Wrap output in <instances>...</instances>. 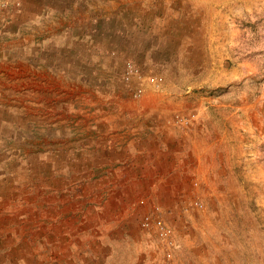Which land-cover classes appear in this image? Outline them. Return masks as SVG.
I'll list each match as a JSON object with an SVG mask.
<instances>
[{"label": "rangeland", "instance_id": "obj_1", "mask_svg": "<svg viewBox=\"0 0 264 264\" xmlns=\"http://www.w3.org/2000/svg\"><path fill=\"white\" fill-rule=\"evenodd\" d=\"M143 1L122 41L127 51L111 53L100 67L72 69L60 53L68 41L62 22L47 20L45 0H0V189L14 178L23 188L53 187L57 204L62 194L70 200L73 217L78 208L115 206L103 194L118 181L100 179L110 165L93 164L92 147L77 140L93 131L87 125L106 121V110H128L116 121L177 131L201 177L173 213L156 206L175 230L172 257L139 216L126 238L119 230L117 245L93 243L106 254L93 261L87 253L84 262L264 264V0ZM40 10L45 15L31 18ZM35 60L51 63L53 75L36 70ZM128 62L134 74L127 80ZM29 89L39 92L36 100ZM27 255L5 260L11 253H0V264H79Z\"/></svg>", "mask_w": 264, "mask_h": 264}, {"label": "crops", "instance_id": "obj_2", "mask_svg": "<svg viewBox=\"0 0 264 264\" xmlns=\"http://www.w3.org/2000/svg\"><path fill=\"white\" fill-rule=\"evenodd\" d=\"M45 1L47 20L52 24H56L57 20L62 22L60 35L64 39L67 37L68 41L61 47L60 53L65 61L68 60L72 69L88 63L92 67H100L108 62L106 59L109 60L111 53L117 50L127 51V46L125 48L122 41L131 35L134 10H141L145 3L143 0ZM41 11L35 12L31 18H41L44 14ZM73 14L79 16L72 18L77 19V24L70 23ZM52 31L55 32L53 29ZM119 42L121 47L117 46ZM37 48V54H42V47ZM83 60L86 64L82 63ZM32 66L36 70L43 68L46 73L51 71L53 75L51 63L35 60ZM34 79L36 83H43L41 78ZM4 91L7 93L6 89ZM13 92L22 94L20 91ZM29 92L31 98L33 94V99L36 100L39 92L36 89H29ZM106 112V121L87 125V128L93 127V131L79 137L77 142L83 148L92 147L93 154L89 157H92L93 164L110 165L108 173L100 179L118 181L114 191L103 194H108V197L112 195L109 199H112L111 203L115 206L93 205L94 207H87V210L78 208L73 217L70 200L64 199V194L61 203L57 204L53 187L23 188L20 179L14 178L13 186L0 189V253L12 255L3 256V259L22 261L28 259L27 254L34 259L45 253L49 256L48 259H61L63 262L75 259L79 264H86V254L91 253L92 260H98L105 250H98L92 246L93 243L99 240L100 243L108 241L111 245H117L118 238L129 235L126 227L133 228L139 216L142 226L144 216L155 213L156 206L173 213L180 206V199L187 195L191 181L197 182V177H201L200 165L196 162L191 164L182 151L183 137L177 131L168 130L165 126L154 127L148 123H126L124 119L116 121V117L122 112H125L124 115H131L128 110L121 112L109 109ZM35 118L36 115L33 120ZM61 191L63 193L68 190ZM81 191L85 192L79 190ZM41 195L45 198L42 199ZM79 196L84 197L86 194ZM136 201L139 206L132 207L134 209L131 211L129 206ZM152 203L154 204L149 209ZM160 215L164 216L162 210ZM75 220L76 226L73 225ZM120 229L122 233L119 237ZM38 230H41L40 234ZM86 233H89V242L84 237ZM37 239L44 243L41 244ZM87 243L91 247L88 252ZM38 244L44 247L35 246Z\"/></svg>", "mask_w": 264, "mask_h": 264}, {"label": "built area", "instance_id": "obj_3", "mask_svg": "<svg viewBox=\"0 0 264 264\" xmlns=\"http://www.w3.org/2000/svg\"><path fill=\"white\" fill-rule=\"evenodd\" d=\"M134 74V65L131 62L127 64V74L126 79H130V77ZM157 85H160L159 82H156ZM141 90L136 92V95L141 94ZM201 204V203H200ZM196 205H199L196 202ZM200 206V205H199ZM155 213H148L144 216L142 220V225L147 230H152L156 234L158 240L160 241L163 248L166 249V256L172 257L173 252L172 248L176 245L175 240V230L171 224H169L161 215L160 208L155 207Z\"/></svg>", "mask_w": 264, "mask_h": 264}]
</instances>
